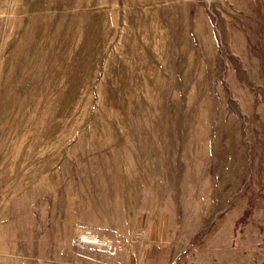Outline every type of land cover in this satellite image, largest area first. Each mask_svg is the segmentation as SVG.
<instances>
[{
	"label": "rangeland",
	"instance_id": "obj_1",
	"mask_svg": "<svg viewBox=\"0 0 264 264\" xmlns=\"http://www.w3.org/2000/svg\"><path fill=\"white\" fill-rule=\"evenodd\" d=\"M0 264H264V0H0Z\"/></svg>",
	"mask_w": 264,
	"mask_h": 264
},
{
	"label": "built area",
	"instance_id": "obj_2",
	"mask_svg": "<svg viewBox=\"0 0 264 264\" xmlns=\"http://www.w3.org/2000/svg\"><path fill=\"white\" fill-rule=\"evenodd\" d=\"M75 242L76 244L97 245L109 250L112 249V242H110L108 239H105L104 237H100L97 234L91 233L89 231L80 232L77 235Z\"/></svg>",
	"mask_w": 264,
	"mask_h": 264
}]
</instances>
